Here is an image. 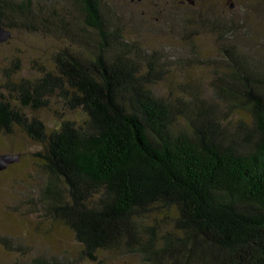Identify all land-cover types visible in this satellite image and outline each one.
I'll use <instances>...</instances> for the list:
<instances>
[{
	"label": "trees",
	"instance_id": "16d2710c",
	"mask_svg": "<svg viewBox=\"0 0 264 264\" xmlns=\"http://www.w3.org/2000/svg\"><path fill=\"white\" fill-rule=\"evenodd\" d=\"M163 2L178 10L184 40L204 27L219 35L227 67L216 65L206 87L170 78L204 59L170 61L126 37L143 34L134 11L124 21L105 0H0V25L60 45L35 78L9 73L0 134L19 127L42 145L36 156L48 177L38 212L79 242L74 256L24 255L13 264L100 262L109 249L153 264H264V71L226 42L224 17ZM55 102L86 118H70ZM47 107L60 126L27 113ZM0 244L23 249L5 233Z\"/></svg>",
	"mask_w": 264,
	"mask_h": 264
},
{
	"label": "rangeland",
	"instance_id": "374dc122",
	"mask_svg": "<svg viewBox=\"0 0 264 264\" xmlns=\"http://www.w3.org/2000/svg\"><path fill=\"white\" fill-rule=\"evenodd\" d=\"M105 1L116 8L124 21L129 20L133 11L138 13L136 19L143 28L137 30L143 34L138 37L134 29L126 32L127 38L140 39L145 47L159 49L162 55L169 56L170 61L190 58L205 60L201 64L176 67L177 70L170 74L171 80L193 83L200 81L206 87L209 80L216 75V65L227 67V61L222 56L219 35L206 31L207 28L204 27V31L201 30L192 41L184 40L183 24L177 21L178 10H173L166 0H159L158 6L155 5V0H142L133 4L130 0ZM194 1L191 3L185 0L182 3L181 0H176V3L180 10L190 13L211 12L224 17L229 27L225 35L228 39L226 42L246 53L264 71V0H235L234 7H230L227 0ZM168 22L173 24L174 29L168 28ZM59 46L51 36L12 29V36L0 44V93L6 95L8 92L5 84L9 73L18 71V80L35 78L40 75L43 64L51 67L53 55ZM17 57L18 67L14 66L13 61ZM169 83L168 80H163L159 85L164 88ZM54 105H58L59 110H64L63 104L55 102ZM64 111L78 122L86 118V113L81 108ZM27 113L38 115L51 128L60 126L62 121L53 107L37 111L27 108ZM41 148L39 142L30 138L19 127L10 134H0V152L21 154L17 162L0 170V233L18 238L23 247L19 251H10L0 244V264H13L16 258L24 255L31 259L41 253L69 256L77 254L79 242L74 232L61 222L47 219L38 212L41 205L39 191L48 177L36 156ZM99 260L100 262L86 260L80 264H153L141 253L125 249L101 250Z\"/></svg>",
	"mask_w": 264,
	"mask_h": 264
},
{
	"label": "water",
	"instance_id": "95a60500",
	"mask_svg": "<svg viewBox=\"0 0 264 264\" xmlns=\"http://www.w3.org/2000/svg\"><path fill=\"white\" fill-rule=\"evenodd\" d=\"M191 3H194V0H190ZM227 4L230 7L235 6V0H227ZM12 35V32L0 25V44L6 42ZM21 157L20 153H6L0 152V170L7 168L10 164L17 162Z\"/></svg>",
	"mask_w": 264,
	"mask_h": 264
}]
</instances>
